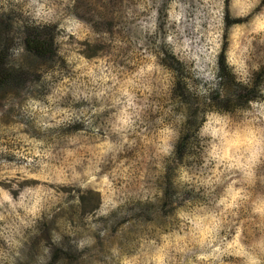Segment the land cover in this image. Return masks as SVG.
<instances>
[{
	"label": "rangeland",
	"instance_id": "1",
	"mask_svg": "<svg viewBox=\"0 0 264 264\" xmlns=\"http://www.w3.org/2000/svg\"><path fill=\"white\" fill-rule=\"evenodd\" d=\"M224 10V0H0L12 26H46L55 46L36 84L0 98V264L71 238L75 264H264V101L211 98L223 92ZM227 10L247 17L229 28L225 57L250 85L264 65V1ZM176 79L200 122L181 157L190 117L172 98Z\"/></svg>",
	"mask_w": 264,
	"mask_h": 264
},
{
	"label": "trees",
	"instance_id": "2",
	"mask_svg": "<svg viewBox=\"0 0 264 264\" xmlns=\"http://www.w3.org/2000/svg\"><path fill=\"white\" fill-rule=\"evenodd\" d=\"M228 2L229 0H224L223 40L217 60L220 84L223 92L221 93V90L217 88L218 90L211 94V98L223 108H231L233 106L246 107L253 99L262 98L264 101V96H262L259 91V86L264 79V65L254 73L250 85L236 83L233 80L231 69L225 57L227 32L232 25L243 23L247 20V17H231L227 10ZM7 15L9 14H0V98L8 95L6 92L7 89H11L13 95H16L36 84L38 80L37 70L40 61L53 59V54L55 53L54 40L50 28L46 26H30V24L12 26L9 23ZM11 34H15V42H13ZM14 44H17L16 46L21 48L19 54L12 53L11 48ZM165 60L167 68L180 67V62L176 60L170 52H165ZM172 95V98L177 99L179 104H182L180 101H184V104L188 107V117H190L187 120L188 126L185 123L187 132L182 135L174 147L176 157H181L183 153L188 152L186 149L189 135L190 133H195V130L197 131L199 129L200 122L195 118L198 117L196 115L198 110L195 96H193L190 89L179 79L175 81ZM76 199L77 202L75 205L77 208H75V214L78 212L82 213L80 202L83 205L85 204L83 193L80 194L79 197H76ZM167 206L168 203L165 202L161 208L167 210ZM147 209V206L142 207V212ZM70 219L72 218H70L69 215L65 217V220H69V222ZM54 220L55 219L52 218L42 224L46 230L44 232V237H46L48 241L51 240L50 236L56 228L53 224ZM71 239L72 240L60 239L56 242L50 241L51 252L49 255L44 253V257H41L42 255L40 254L42 253L36 252L39 248L31 245L24 256L21 255L18 257V264H35L36 261L39 259L43 260L44 258L45 264H75L80 258L81 251L76 248L78 245L77 240L75 238Z\"/></svg>",
	"mask_w": 264,
	"mask_h": 264
}]
</instances>
